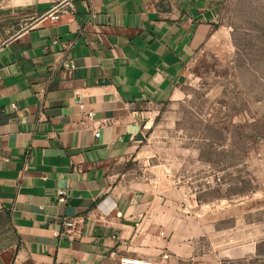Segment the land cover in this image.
Instances as JSON below:
<instances>
[{"label": "crops", "instance_id": "crops-1", "mask_svg": "<svg viewBox=\"0 0 264 264\" xmlns=\"http://www.w3.org/2000/svg\"><path fill=\"white\" fill-rule=\"evenodd\" d=\"M226 2L0 0V264L180 263L153 202L113 176L143 140V111L174 99ZM57 5L66 13L52 22Z\"/></svg>", "mask_w": 264, "mask_h": 264}, {"label": "rangeland", "instance_id": "rangeland-1", "mask_svg": "<svg viewBox=\"0 0 264 264\" xmlns=\"http://www.w3.org/2000/svg\"><path fill=\"white\" fill-rule=\"evenodd\" d=\"M224 11L113 176L153 202L179 264H264V0Z\"/></svg>", "mask_w": 264, "mask_h": 264}, {"label": "built area", "instance_id": "built-area-1", "mask_svg": "<svg viewBox=\"0 0 264 264\" xmlns=\"http://www.w3.org/2000/svg\"><path fill=\"white\" fill-rule=\"evenodd\" d=\"M66 11L64 10V7L62 5H57L47 16L50 18L52 22H57L61 19V16L65 14ZM94 17V16H93ZM54 45L58 44V41L53 42ZM64 67L67 69L74 68V65L72 62H67L64 64ZM2 82V77H0V83ZM77 105L79 106L80 110L83 112L84 118L86 120H92L95 116V113L93 111L91 112H85V104L83 100H79L77 102ZM101 134L100 132H95V137L100 138ZM59 199L61 203H65L67 201V194L65 191H59ZM66 228L68 231H73L75 228V222L69 221L65 223ZM163 235V234H162ZM169 256L165 255L161 261H154V260H122L120 264H165L166 260Z\"/></svg>", "mask_w": 264, "mask_h": 264}]
</instances>
